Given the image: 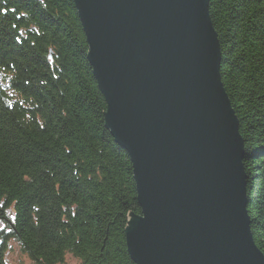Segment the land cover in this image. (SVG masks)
Wrapping results in <instances>:
<instances>
[{
	"label": "trees",
	"instance_id": "trees-1",
	"mask_svg": "<svg viewBox=\"0 0 264 264\" xmlns=\"http://www.w3.org/2000/svg\"><path fill=\"white\" fill-rule=\"evenodd\" d=\"M208 12L264 256V0H209ZM87 48L73 0H0V264L12 239L33 264H134L132 164L105 126Z\"/></svg>",
	"mask_w": 264,
	"mask_h": 264
},
{
	"label": "water",
	"instance_id": "water-1",
	"mask_svg": "<svg viewBox=\"0 0 264 264\" xmlns=\"http://www.w3.org/2000/svg\"><path fill=\"white\" fill-rule=\"evenodd\" d=\"M103 119L132 164L134 264H264L209 0H73Z\"/></svg>",
	"mask_w": 264,
	"mask_h": 264
},
{
	"label": "rangeland",
	"instance_id": "rangeland-1",
	"mask_svg": "<svg viewBox=\"0 0 264 264\" xmlns=\"http://www.w3.org/2000/svg\"><path fill=\"white\" fill-rule=\"evenodd\" d=\"M1 207L2 204L0 202V208ZM3 215L11 220V218L14 216L12 213V207L10 209L4 210ZM5 226L4 220L0 215V230H3ZM6 249L7 250L4 255V260L7 261V264H33L27 255L21 251L18 242H16L14 239L7 243ZM64 258L65 259L62 264H80L79 261L72 255L66 254Z\"/></svg>",
	"mask_w": 264,
	"mask_h": 264
}]
</instances>
